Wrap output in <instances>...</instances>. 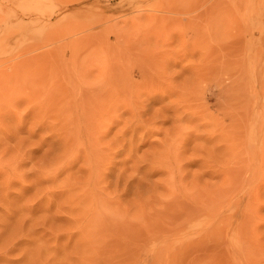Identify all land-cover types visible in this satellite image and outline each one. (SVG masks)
Here are the masks:
<instances>
[{"label":"rangeland","instance_id":"rangeland-1","mask_svg":"<svg viewBox=\"0 0 264 264\" xmlns=\"http://www.w3.org/2000/svg\"><path fill=\"white\" fill-rule=\"evenodd\" d=\"M0 264H264V0H0Z\"/></svg>","mask_w":264,"mask_h":264}]
</instances>
